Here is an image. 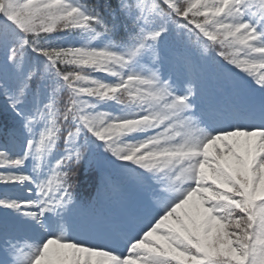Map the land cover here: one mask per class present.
I'll list each match as a JSON object with an SVG mask.
<instances>
[{"label": "snow or ice", "instance_id": "6c2138e0", "mask_svg": "<svg viewBox=\"0 0 264 264\" xmlns=\"http://www.w3.org/2000/svg\"><path fill=\"white\" fill-rule=\"evenodd\" d=\"M0 97V264H264V0H0Z\"/></svg>", "mask_w": 264, "mask_h": 264}, {"label": "trees", "instance_id": "16d2710c", "mask_svg": "<svg viewBox=\"0 0 264 264\" xmlns=\"http://www.w3.org/2000/svg\"><path fill=\"white\" fill-rule=\"evenodd\" d=\"M88 3H95L96 0H87ZM111 3L113 6H115L118 3V0H111ZM123 29L121 28L118 32L114 33L111 37L113 40H117L122 36ZM64 35V34H61ZM75 35V34H73ZM69 42H71V37H69ZM108 43L107 37H101L94 41H92V44L94 47L97 48H103L105 44ZM76 46H79L77 44ZM94 75L99 79H105L106 77L99 74L94 73ZM108 79V78H107ZM116 112L118 113L120 111V106L115 107ZM101 170V172H112L114 171V167L111 163V157L107 154L103 153V157H99V154L97 152V159L94 160V162L91 165L83 164L81 165L79 172L77 174V184H76V197L78 199H82V202H90L96 197V193L98 191L99 185H100V179L101 176L94 172V178L91 180V186L86 187V180L84 178H90L91 172ZM84 180V181H82Z\"/></svg>", "mask_w": 264, "mask_h": 264}, {"label": "rangeland", "instance_id": "374dc122", "mask_svg": "<svg viewBox=\"0 0 264 264\" xmlns=\"http://www.w3.org/2000/svg\"><path fill=\"white\" fill-rule=\"evenodd\" d=\"M161 72L163 73L164 77L167 78V76H168L167 66L163 67ZM242 80L245 81L247 86L250 85V82L246 81V79H242ZM257 95H259V93H257ZM3 102L6 103L5 99L3 97H0V123L3 126L7 127V129H5V131L0 129V142H2L4 140V138L8 135V132H9L8 130H10L14 126H17V123H18L15 116H14V113H12V112L10 113V111H8V109H9L8 105H7V107H4L5 104ZM109 103H111V102H109ZM108 104H101V105H99V107L101 110L110 111L107 108ZM19 140H20L19 148L22 150L23 143H24L23 137L21 136L19 138ZM0 190H3V192H0V197H2L4 194H8V195H11L13 197L15 196V193L11 189H6L3 186H0Z\"/></svg>", "mask_w": 264, "mask_h": 264}, {"label": "bare ground", "instance_id": "6f19581e", "mask_svg": "<svg viewBox=\"0 0 264 264\" xmlns=\"http://www.w3.org/2000/svg\"><path fill=\"white\" fill-rule=\"evenodd\" d=\"M4 104H5L4 107H7V104L6 103H4ZM8 111H10V109H8ZM10 113H11V111H10ZM0 192H3V190H0Z\"/></svg>", "mask_w": 264, "mask_h": 264}]
</instances>
